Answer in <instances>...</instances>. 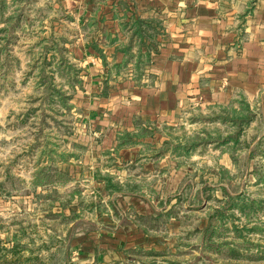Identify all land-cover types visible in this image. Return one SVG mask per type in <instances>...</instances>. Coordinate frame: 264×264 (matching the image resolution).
<instances>
[{
	"label": "rangeland",
	"instance_id": "1",
	"mask_svg": "<svg viewBox=\"0 0 264 264\" xmlns=\"http://www.w3.org/2000/svg\"><path fill=\"white\" fill-rule=\"evenodd\" d=\"M78 26L59 2L0 0V264H264V116L241 105L236 115L190 109L162 132L172 155L177 139L197 142L192 156L175 154L185 157L175 175L165 172L167 187L154 180L170 197L154 216L129 205L120 215L113 205L121 201H104L91 175L115 170L82 168L71 156L89 141L75 109L87 101L81 71L68 52ZM97 178L121 194L117 175ZM129 222L150 241L96 257L107 237L119 238L108 233L123 234Z\"/></svg>",
	"mask_w": 264,
	"mask_h": 264
},
{
	"label": "crops",
	"instance_id": "2",
	"mask_svg": "<svg viewBox=\"0 0 264 264\" xmlns=\"http://www.w3.org/2000/svg\"><path fill=\"white\" fill-rule=\"evenodd\" d=\"M49 1L63 4L80 27L68 52L81 71L80 92L87 101L75 109L89 141L83 153L71 156L87 164L82 168L100 164L115 170L104 174L117 175V198L97 178L104 174L93 169L91 175L104 201H121L113 205L120 215L129 205L140 216H154L170 197L161 194L167 187L165 172L175 175L197 146L186 153L185 140L177 139L174 152L185 156L172 155L162 132L182 125L190 109L204 107L211 114L245 103L264 116V0ZM94 136L98 138L92 141ZM91 148L97 157L87 155ZM69 158L65 164L75 161ZM171 165L173 171H168ZM140 172L142 182L137 180ZM160 176L161 189L153 184ZM151 193L157 204L145 197ZM125 225L120 226L123 234L120 229L108 233L119 238L107 237L96 257L107 260L119 246L150 241L145 227Z\"/></svg>",
	"mask_w": 264,
	"mask_h": 264
},
{
	"label": "trees",
	"instance_id": "3",
	"mask_svg": "<svg viewBox=\"0 0 264 264\" xmlns=\"http://www.w3.org/2000/svg\"><path fill=\"white\" fill-rule=\"evenodd\" d=\"M146 56H148L147 58H149V54H147ZM69 65H71L70 63H69ZM79 83H80V81H79ZM244 108H246V109H248V105H246L245 103H243L242 105H241V111H243V109ZM240 110H237V109H235V108H230L229 109V111L233 114V115H236V114H240L241 112H240ZM124 136H126V134H124ZM192 139H188V140H186L185 141V144L183 145V147H182V149L186 152V153H189L191 150H193L194 149V147H195V145H196V140H195V138H194V136L193 137H191ZM120 141H121V143H122V137H120ZM121 143H119V144H121ZM107 187L109 188L110 187V184H108V182H107Z\"/></svg>",
	"mask_w": 264,
	"mask_h": 264
}]
</instances>
